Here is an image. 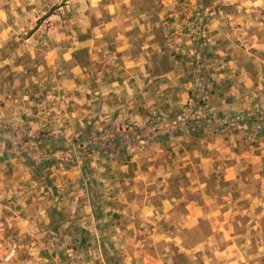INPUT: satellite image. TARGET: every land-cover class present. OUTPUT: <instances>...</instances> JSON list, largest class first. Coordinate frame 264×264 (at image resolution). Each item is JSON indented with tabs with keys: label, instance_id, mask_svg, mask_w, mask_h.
<instances>
[{
	"label": "rangeland",
	"instance_id": "374dc122",
	"mask_svg": "<svg viewBox=\"0 0 264 264\" xmlns=\"http://www.w3.org/2000/svg\"><path fill=\"white\" fill-rule=\"evenodd\" d=\"M197 1L191 17L196 22L193 32L202 71L193 97L201 99V106L191 108L187 120L171 123L170 136L155 141H179L195 129L196 138L190 137L183 147L155 152L153 158L151 154L138 158L142 167L127 183L134 194L133 212L114 215L112 220L126 228L111 231L105 216L95 214L98 236L107 242L111 237L119 239L121 250L139 255L135 264H264V0ZM211 11L227 14L229 21L224 19L223 26L232 22L229 32L237 26V34L226 37L248 51L240 72L254 86L239 96L246 105L209 104L214 80L207 53L213 38L204 29ZM6 13L14 32L0 41V227L16 222L7 209L33 204L28 195L42 188L39 181L44 180L45 188L53 161L69 163L88 152L101 153L107 160L114 156L116 144L126 139L137 142L112 126L94 128L98 133L93 134L87 129L67 134L60 115L66 107L60 100L70 102L69 90L56 83L70 71L59 73L46 60L43 69L33 63L42 55L39 47L49 50V40L43 39L47 33L77 31L78 38L71 41L85 40L86 29L92 28L86 23L92 11L85 0H0V17ZM4 29L0 23V31ZM83 57L76 55L70 61ZM142 171L151 184L136 179ZM139 189L153 194L135 197ZM32 232L45 237L57 232L65 238L82 231ZM7 233L6 228L0 230V264H13L17 258L19 243H6Z\"/></svg>",
	"mask_w": 264,
	"mask_h": 264
},
{
	"label": "crops",
	"instance_id": "0c3cea01",
	"mask_svg": "<svg viewBox=\"0 0 264 264\" xmlns=\"http://www.w3.org/2000/svg\"><path fill=\"white\" fill-rule=\"evenodd\" d=\"M85 3L92 11L91 19L87 15L86 22L92 28L86 29L85 40L71 41L78 38L77 31L66 35L62 31L47 33L43 39L49 40V50L39 47L38 52L42 55L33 63L39 69L47 63L49 67H58L59 73L60 70L70 71L67 76L63 75L67 78L56 83L69 90L66 98L70 102L60 100L66 107L60 115L67 125L64 128L67 134L84 129L92 130L93 134L98 133L94 128L100 130L112 126L116 133L133 135L137 142L126 139L116 144L114 156L107 160L101 153L88 152L86 157L76 159L75 156L69 163L62 159L53 161L45 188L44 180L39 181L42 188L38 187L28 195L33 204L25 202L16 210L13 207L7 209L6 213L15 215L16 222L9 221L0 227L8 232L6 243L13 240L19 243L13 264L138 263L139 255L121 250L124 245L119 239L111 237L107 242L99 238L95 214L105 216L111 231L116 232L115 229L122 226L125 229L121 221L112 220L114 215L133 212L130 200L134 194L127 183L142 167L138 158L145 154H151L153 158L155 152L161 153L169 146L172 149L183 147L190 137L195 139L198 132L192 130L179 141H155L163 135L170 136L171 123L177 119L187 120L191 108L201 106V99L198 101L193 97L202 71L197 64L199 53L193 32L196 22L191 17L198 1L85 0ZM211 13L204 29L213 38V48L207 53L214 80L209 104L211 107L246 105L247 100H239V96L254 86L240 72L241 61L246 64L248 51L226 37L237 34V26H234V33L229 32L232 22L223 26L224 19L229 21L225 18L227 14ZM10 20L8 13L0 17L1 25L5 27L0 31L1 42L14 32ZM37 33L33 34L36 38L39 37ZM63 38L70 44H65ZM36 50L31 48V52ZM82 54L84 57L80 60L70 61L73 56ZM164 124L169 127H158ZM146 176L142 171L136 179L145 181ZM151 182L145 181V185ZM135 192V197L153 194L151 190ZM58 214L62 216L56 217ZM60 229L82 232L70 233L65 238L57 232L47 237L32 232L49 233Z\"/></svg>",
	"mask_w": 264,
	"mask_h": 264
}]
</instances>
